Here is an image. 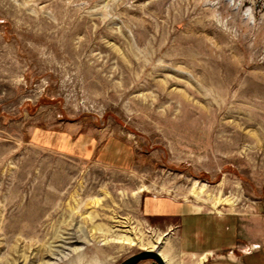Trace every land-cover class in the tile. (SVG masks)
Wrapping results in <instances>:
<instances>
[{
	"label": "rangeland",
	"instance_id": "374dc122",
	"mask_svg": "<svg viewBox=\"0 0 264 264\" xmlns=\"http://www.w3.org/2000/svg\"><path fill=\"white\" fill-rule=\"evenodd\" d=\"M155 198L264 224V0H0V264L164 252Z\"/></svg>",
	"mask_w": 264,
	"mask_h": 264
},
{
	"label": "crops",
	"instance_id": "0c3cea01",
	"mask_svg": "<svg viewBox=\"0 0 264 264\" xmlns=\"http://www.w3.org/2000/svg\"><path fill=\"white\" fill-rule=\"evenodd\" d=\"M60 135L59 149L73 152L79 145ZM145 213L175 219L163 231L174 241L167 246L168 258L163 255L167 264H264V224L257 220L241 222L230 211L196 210L165 198L147 201ZM136 264L155 263L147 259Z\"/></svg>",
	"mask_w": 264,
	"mask_h": 264
},
{
	"label": "water",
	"instance_id": "95a60500",
	"mask_svg": "<svg viewBox=\"0 0 264 264\" xmlns=\"http://www.w3.org/2000/svg\"><path fill=\"white\" fill-rule=\"evenodd\" d=\"M151 259L155 264H167L166 259L162 256L157 248H145L123 259L118 264H136L142 260Z\"/></svg>",
	"mask_w": 264,
	"mask_h": 264
},
{
	"label": "bare ground",
	"instance_id": "6f19581e",
	"mask_svg": "<svg viewBox=\"0 0 264 264\" xmlns=\"http://www.w3.org/2000/svg\"><path fill=\"white\" fill-rule=\"evenodd\" d=\"M164 235H165V234H164ZM164 235H160V234H159V236L157 237V238H158V241H157V242H160L161 240L163 241L162 238H164V237H163ZM123 236H124V235H123ZM140 237H141V236H140ZM141 238H142V237H141ZM157 238H156V239H157ZM131 240H132V241H136L137 239H135V237H131ZM140 240H141V239H140ZM147 240H148V239H147ZM152 241H153V240H151V242H152ZM154 241H155V240H154ZM138 242H139V241H138ZM140 242H141V241H140ZM151 244H152V243H151ZM139 245H140V244H139ZM153 245L156 247V246H157V243L153 242ZM149 246H150V245H149ZM155 247H153V248H155ZM145 248H147L146 245H145L144 249H145ZM164 249H165V251L162 252L163 254L161 253V250H159V249H158V250L160 251V253L162 254V256L164 255V256L167 258L168 247H165ZM164 256H163V257H164ZM165 257H164V258H165ZM166 258H165V259H166ZM166 261H167V260H166Z\"/></svg>",
	"mask_w": 264,
	"mask_h": 264
}]
</instances>
